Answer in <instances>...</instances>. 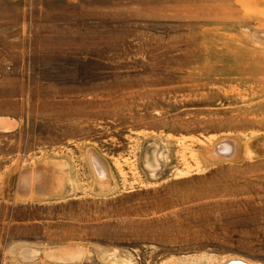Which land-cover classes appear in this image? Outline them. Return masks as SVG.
<instances>
[{
    "label": "rangeland",
    "instance_id": "rangeland-1",
    "mask_svg": "<svg viewBox=\"0 0 264 264\" xmlns=\"http://www.w3.org/2000/svg\"><path fill=\"white\" fill-rule=\"evenodd\" d=\"M230 258L264 264V0H0V264Z\"/></svg>",
    "mask_w": 264,
    "mask_h": 264
},
{
    "label": "bare ground",
    "instance_id": "bare-ground-1",
    "mask_svg": "<svg viewBox=\"0 0 264 264\" xmlns=\"http://www.w3.org/2000/svg\"><path fill=\"white\" fill-rule=\"evenodd\" d=\"M57 258V257H56ZM75 258H73L72 257V252L71 251H65V252H63V253H61V255H60V260H74ZM226 259V258H225ZM237 259H240V260H243V261H245V262H247V263H249V264H254V263H252V262H250V261H247V260H245V259H242V258H230V259H228V260H224L222 263H220V264H226V263H228V262H230L231 260H233V262H231V263H228V264H244V263H242V262H235V261H237Z\"/></svg>",
    "mask_w": 264,
    "mask_h": 264
},
{
    "label": "water",
    "instance_id": "water-1",
    "mask_svg": "<svg viewBox=\"0 0 264 264\" xmlns=\"http://www.w3.org/2000/svg\"><path fill=\"white\" fill-rule=\"evenodd\" d=\"M242 262V263H244V264H249V263H247V262H245V261H243V260H240V259H237V261H235V262ZM231 262H233V260H231L230 262H228V263H231ZM228 263H226V264H228Z\"/></svg>",
    "mask_w": 264,
    "mask_h": 264
}]
</instances>
